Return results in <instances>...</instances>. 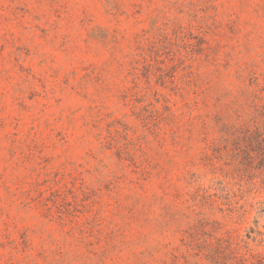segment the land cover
<instances>
[{"label":"rangeland","instance_id":"rangeland-1","mask_svg":"<svg viewBox=\"0 0 264 264\" xmlns=\"http://www.w3.org/2000/svg\"><path fill=\"white\" fill-rule=\"evenodd\" d=\"M253 114L264 0H0V264H264Z\"/></svg>","mask_w":264,"mask_h":264},{"label":"trees","instance_id":"trees-1","mask_svg":"<svg viewBox=\"0 0 264 264\" xmlns=\"http://www.w3.org/2000/svg\"><path fill=\"white\" fill-rule=\"evenodd\" d=\"M259 116L260 114L252 117L247 122L243 121L238 126L229 127L223 136V140L227 141L233 137L234 140L238 142V140L241 139L239 141H241L244 146L240 148L244 149L250 145L249 143L255 142L260 157L264 158V128L262 127V121ZM237 142H235L234 145H236Z\"/></svg>","mask_w":264,"mask_h":264}]
</instances>
